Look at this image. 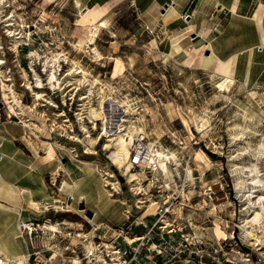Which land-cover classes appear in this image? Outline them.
<instances>
[{
    "label": "rangeland",
    "instance_id": "1",
    "mask_svg": "<svg viewBox=\"0 0 264 264\" xmlns=\"http://www.w3.org/2000/svg\"><path fill=\"white\" fill-rule=\"evenodd\" d=\"M95 1L79 0L77 6L75 0H7L0 5V177L15 187L25 185L23 188L30 189L34 180L31 173L35 174L39 166L42 182L49 185L50 193L44 197L43 204L46 207L53 204L55 208L58 205V211H50L51 216L81 223V226H71L70 239L44 235L43 239L34 241L33 250L39 253L38 257L31 255L30 263L38 260V264H72V258H78L81 264L119 263L133 255L132 251L128 253L127 242H131L139 250L136 256L141 264H250L248 258L254 260L264 255V241L256 246L243 236L241 221L253 207L245 200V188H239L236 183L250 175L234 166L257 162L260 177L264 179V157L253 158L252 149L264 141V68L261 66L264 57L252 65L248 79L243 77L247 61L241 58L230 84L226 80L230 74L221 76L213 71L212 65L205 66L201 62L211 50L203 44L204 37L190 33L194 25L189 24V15L197 2L191 7L190 0ZM202 8L208 14L207 19L199 23L202 28L236 23L224 15L219 20L215 7ZM101 19H106L108 26L105 24L97 31L93 46L102 57L94 56L93 50L79 51L78 42L86 40L93 22L100 23ZM166 53L169 56H164ZM64 55L78 60L107 83L102 110L109 121L97 143L94 139L101 132V121L97 119L96 128H92L85 114L89 109L94 113L98 96L90 93L88 100L82 98L88 95L86 85L70 90L72 83L63 97L57 88L46 87L44 60L52 56L63 59ZM68 67L69 62L63 59L58 71L63 72ZM34 70L45 84L42 89L34 87ZM213 80L226 83L228 90L220 91ZM3 81L9 88L8 99L2 97ZM32 88L44 92L52 103L48 99H34ZM250 91H254L253 95H248ZM114 99L120 102L130 99L134 113L127 114L122 105H115ZM81 106H85L83 114L89 137H84L86 133L80 128L76 114L83 109ZM17 112H23L26 123H30L27 132ZM244 113L246 117L242 116ZM206 114L209 121L198 131L193 119L199 120ZM121 117L131 120L141 117L143 120H136V124L144 122L148 137L156 138L159 145L174 150L177 155L178 164L171 162L168 175L160 171L154 173L150 162L133 167L139 173L144 172L140 179L141 191L147 190V195L160 205L156 214L144 218H139L141 210L135 208L138 201H145L144 196L134 194L127 175L108 158L109 151L102 149L110 130L120 128ZM76 136L88 140V145L97 153L84 152L85 147L76 142ZM148 137L140 139L145 146ZM61 163L65 171L53 178L52 171ZM187 167L192 172L191 181L185 175ZM107 173L113 174L109 179L119 183L113 198L124 200L123 204L110 201L105 207L104 196H96L101 194ZM62 178L78 183V193L85 197L81 199L77 192L72 198L61 193L65 201L54 203L60 194ZM166 182L170 188L165 186ZM183 184L182 198L179 191ZM207 186L212 188L210 196L204 193ZM205 196L214 203L213 207L205 201ZM34 204L38 208L39 203ZM154 207L150 210L154 211ZM62 208L69 210H59ZM79 208H86L87 213L77 210ZM126 208L132 214L128 221L124 215ZM84 216L94 217L93 226L98 229H93ZM100 221L113 227L127 225L129 234H102ZM214 222L219 223V228L214 227ZM53 228L55 226L47 230ZM77 228L86 233L84 239L92 238L97 246L98 241H107L118 252L114 256L106 255L105 261L97 260L103 250L98 246L101 250L94 248L95 255L89 258L80 239L73 237ZM201 231L204 233H199ZM259 235L264 237V231ZM19 240L22 243V239ZM69 242L74 244V252L60 246ZM45 246L53 249H45Z\"/></svg>",
    "mask_w": 264,
    "mask_h": 264
},
{
    "label": "bare ground",
    "instance_id": "2",
    "mask_svg": "<svg viewBox=\"0 0 264 264\" xmlns=\"http://www.w3.org/2000/svg\"><path fill=\"white\" fill-rule=\"evenodd\" d=\"M3 1H7V0H0V5H1V3ZM75 4L78 6L80 4L79 0H75ZM170 7L173 10H175L174 6H170ZM80 16H81L80 17L81 21H83V17H82L81 14H80ZM106 19H101L100 23H97V24H95L93 22L92 27L90 28V33H89L88 37L86 38V40L83 39V40H81V42H78V45H76V46H78L79 51H90V52H92V50H93L95 52L94 56L102 57L101 53L98 52V50H96V48L93 46V44H95L94 40H95V36L97 35V31L100 29V27L105 26V24L107 23ZM106 26H108V25L106 24ZM31 51H33V50H31ZM32 55H34V54H32ZM164 56H169V55L166 53V54H164ZM63 59L66 62H69V67L67 68V70L61 72V71H58V70H60V68H59L60 61H62ZM63 59H60L58 56H54V57L52 56V57H49V58L44 60V63H43V67L44 68H43V70L46 73V84H47L46 87L49 88V89L57 88L58 90L61 91L62 97H63L65 95V91L67 90V87L69 85H71L72 83H73V85L71 86L70 90L71 89H78L81 85H86L87 86L86 90H88L87 91L88 95L87 96H82V98L86 97V99H87V97H89L90 93L96 94L98 96L97 97V106L94 108L95 109L94 113L92 112V109L91 110L89 109V110H87V113L85 114L87 116V118H88V122H91L93 124L92 128H96L95 127L96 126L95 121L97 119L101 121L100 122L101 123V127H100L101 132L99 131L97 138L94 139V143H97L98 140H100L99 138L102 136V134L105 133V128H106V125H107V123L109 121V118H107V116H106L107 113L105 114L103 112V110H102V104H103V102L105 100V96H106L105 85L107 83L104 82L103 79H101L100 77L93 75L89 71V69H86L82 65V63H80L78 60H74L73 58L72 59H68L66 55H64ZM110 59H114V57H110ZM235 60H236V56L234 57V61H233L234 64H235ZM31 65H32V63H31ZM234 68H235V66H234ZM234 68H232V70H231L230 78L226 79V80H228V82L230 84L234 81V72H235ZM33 73H34V78H35L34 79L35 80L34 87L42 89L45 84L42 82V79L40 78L39 74L35 70L33 71ZM214 82H215L214 85L216 86V88L218 87V89L220 91L224 92L225 90H228V85H226V83L223 84V82H220L219 80H216ZM108 83H110V82H108ZM1 85H2V97L3 98H7V99L10 98L8 85L4 81L1 83ZM31 90H32V93L34 95V99H37V100L38 99H42V100L48 99V97H45V93L44 92H42L40 90L34 91L33 88ZM253 93H254V91H250V92H248V95H253ZM48 102H51V99H48ZM113 102H115V105L116 104H119L120 106L122 105L124 107V110L127 112V114L131 115V114L134 113V107H133L130 99L122 100V102H120L119 100L114 99ZM84 103H85V100L82 102V104L84 105ZM82 108L84 110L80 109L81 111L76 112V114H77V117H78V120H79L80 128L83 130V132L86 133L84 135V137H89L90 136V132H89L88 127L85 125V121H84L85 117H84V114H83L84 111H85V106H83ZM11 109H14V108L12 107ZM15 111H16V109H15ZM17 113L19 114V117L21 118L22 122H24L23 126L25 127V130L27 132V130L31 128L30 127V123H26L27 119L24 117L23 112H17ZM242 116L246 117V114L244 113V114H242ZM208 119H209V116L207 114H206L205 117L204 116L199 117V120H197L196 118L193 119L198 131L202 130V126L206 122L209 121ZM67 120H68V118H66V119L64 118V121H67ZM121 120L122 121L120 123L118 122L119 123V127H120L118 129V131L111 132V130H110V133L107 135L108 138L106 139V142L104 143L102 149H105V150L109 151V153H107L108 154V158L118 168L122 169V173L124 172V174L127 175V183L131 186V189L133 190L134 194H136V195H140L141 194V195L144 196L145 201L144 200H142L140 202L138 201L137 203L139 205L135 204V208L141 210V212L139 214V216H140L139 218L147 216V215H154V214L157 213L158 207L160 206L159 202L157 200L149 197V195H147L148 194L147 190H145V189L142 190L143 191V193H142V191L140 189L142 187L140 179H141V173L143 174L144 172L139 173V172L135 171L133 169V166L130 163V152H131L132 145L135 143L136 139L140 140V139H143L145 137H148V132L145 129L144 122L143 123L139 122L138 124H136V120L137 121H142L143 120L141 117L140 118L136 117L135 119H132V120L130 119V117L129 118L128 117L127 118L123 117ZM182 120H183L184 124H187V120L186 119L182 118ZM63 125H65V124H63ZM235 126H239L240 127L239 124H236ZM235 126H234V128H235ZM230 129H232V128H230ZM238 134L239 133L234 135V137L237 138ZM255 134H258V133L256 132ZM84 137L80 138V137L76 136L75 137L76 142H80L82 144V146L85 147L84 152L90 153V154H96L97 151H95L93 149V147H90L88 145V143H87L88 140H85ZM89 141L91 142L93 140H89ZM46 143L49 144L48 141H46ZM249 149L250 150H252V149L254 150L253 158H256V159L260 158L261 159L262 157H264V156H262V153H264V141H260L256 148H252V149L249 148ZM145 150H146V158L142 161V163L144 164V162L145 163H149L150 162L151 170H153L154 173L156 171H158V172L160 171V173L168 175V174H170L171 162H173V164H175V166L178 164L176 152L174 150H171V149H168V148L167 149L163 148L161 145L158 144V140L156 138L155 139H150L148 137V144H147V146H145ZM84 162H87V161H84ZM234 168H239L242 171V173H244V172L245 173L246 172L250 173V174H248V173L246 174V175H250L249 177H246V179L243 180V181L239 180L241 182L238 181L236 183V185L239 188H245V190L243 192V195L245 196V200H248L249 203L251 204V207H253L251 210H249L247 216L244 217L242 219V221H241V228H242V232L244 234L243 236L249 241V243L255 244L257 246V245L261 244L262 241H264V237L259 235L260 232L264 231V223H262V221H264V179H262L260 177V172H259V167L257 166V162H252L250 164H237V165L234 166ZM60 171H65V168L62 165V163L59 164L52 171L53 178H55V176L57 174H59ZM185 173H186L185 175L187 177V180L191 181L193 179L191 169H189L187 167ZM107 174H108L107 177L108 176H113V174H109V173H107ZM107 177L103 178V179H105V183L101 187L103 192L101 190V192H100L101 194L97 193L96 196L98 198H100L101 196L102 197L104 196V198H105L104 201H106L105 204H104L105 207L107 206V204L110 201H112V202L118 201L119 203L123 204L124 200L122 201L121 199L113 198L114 197L113 193L117 192L119 183H117V181L109 179V177L108 178ZM1 178L2 177H0V197H3L4 199L7 200V202H10L11 204L16 205V203L18 201H22V198L24 197L23 192H25L27 196L24 197V198L26 200L27 206L34 207V205L32 203V196H31L32 192H31L30 189L23 188L24 186L23 187H19V186L15 187L13 184H10V183H8L6 181H3ZM59 185H60V194L58 196H56V198L54 200V203L63 202L64 198H63V196H61L62 194H65V195L69 194L70 197L72 198L71 195H74V192H77V195H79V197L81 199L85 197V194H83V193L79 194L78 193L79 186H78V183H76V182L72 184V183H69L66 179L62 178L61 183ZM104 186L105 187L109 186V187L105 188ZM165 186L168 188L170 186L169 182H166ZM184 189H185V184H183V186L180 188V191H179L180 194H181L180 196L182 198L184 196V191H185ZM110 190H112V192ZM96 196H94V197H96ZM135 199H136V197H135ZM204 199H205V201H209L211 203L212 207L214 206V203H212V201H210V199L207 196H205ZM7 204H9V203H7ZM57 206H56V208H58ZM60 206H62V205H60ZM152 206H155L154 207L155 208L154 211L150 210V207H152ZM63 209L64 208H62V210ZM64 210H69V209L65 208ZM128 210L129 209L126 208V212H128ZM84 217L87 218V220H89L90 222L94 221V217L92 219H91V217H87V216H84ZM60 223L66 224V226L71 228V229L68 228V230L71 233H73V227H71V226H75V227L76 226H81V223L79 221L78 222H73V221H71L69 219L64 218V219H62L61 222H58V223H56V222H51V223L47 222V223L44 224V226H45L44 228L47 230V228L50 229L51 227L55 226V228H53L51 230L57 231L58 228L56 229V226H59ZM190 225H194V224L191 223ZM214 227L215 228H219V223L218 222H214ZM60 229L61 228H59L58 231ZM75 231H76L75 232L76 234L73 237L76 238V239L77 238L80 239V243L82 242L81 243L82 247L85 248L86 251H87V253L85 252V255L87 256V254H88L89 258H90L89 255H93V253H94L93 249L94 248H96L97 251L100 249V248L97 249L98 246L103 247V250L100 249L101 250L100 251L101 254L98 255L99 258L97 257L98 258L97 260H100L102 258L101 260L105 261L104 259H105L106 255L114 256L115 253L118 252L117 249H113L114 246H112V244L107 242V241H103V240L102 241H98L97 244L98 243L99 244L97 246L94 243V241L92 240V238L88 239V237H86V239H84V237L87 236L84 231H82L80 229H78V230L75 229ZM199 233H204V232L201 231ZM91 237H94V236H91ZM129 241H132V239H129ZM261 247H262V245H261ZM58 254H61V252H58ZM0 255H1L0 256V264H7L6 263V258L9 259L10 255H8L6 250H4L2 247H0ZM94 255H95V253H94ZM111 259H116V258L112 257ZM80 261L81 260H79L78 258H74V259L72 258V260H71L72 264H76V263L80 264ZM23 263H24V256L23 255H15L14 256V264H23Z\"/></svg>",
    "mask_w": 264,
    "mask_h": 264
},
{
    "label": "crops",
    "instance_id": "3",
    "mask_svg": "<svg viewBox=\"0 0 264 264\" xmlns=\"http://www.w3.org/2000/svg\"><path fill=\"white\" fill-rule=\"evenodd\" d=\"M95 2L98 1L96 0ZM196 2V8L189 15L191 21L189 24L194 25V31L190 33L204 37L203 44H207L211 50L209 54H206L202 58V64L205 66L212 65L214 72L221 76H228L231 74L234 66L236 71L238 62L243 58L247 61V66L243 69V77L246 79L250 78V68H253L252 65L256 60L264 57V3H262L264 0H190V6L193 7V4L195 5ZM254 4H256V7H254ZM203 6L215 7L217 9L215 16L220 15L218 17L219 20L224 15L229 20H235L236 23L200 27L199 23L201 20L208 17V14L203 12ZM223 47H227L228 49H223ZM235 56L236 60L234 64ZM220 58L228 59L221 60ZM256 63H259V61H256ZM261 66L264 68V64H261ZM1 144L2 141L0 140V146ZM41 170L42 168L36 166L35 174L31 173V177L34 180L30 183L29 188L32 192L31 196L34 198H32L34 207L24 206L26 200L23 199L16 207V205L0 197V247L6 250L8 255H20L27 250V242L22 237L17 236L16 223L19 212L24 216L33 215L39 218L49 216L55 218L51 216L50 211L52 210L41 211L34 209L37 208V205L34 203H39L38 207H40L43 204L44 197L50 195L49 185L42 182ZM8 183L12 184L11 182ZM82 209L79 208L78 210L82 211ZM100 223L105 224L106 222L100 221ZM19 239H22V243Z\"/></svg>",
    "mask_w": 264,
    "mask_h": 264
},
{
    "label": "built area",
    "instance_id": "4",
    "mask_svg": "<svg viewBox=\"0 0 264 264\" xmlns=\"http://www.w3.org/2000/svg\"><path fill=\"white\" fill-rule=\"evenodd\" d=\"M140 140H137V142L134 143L133 147L131 148V152H130V163L131 165L134 167L136 166H140L142 163V161L146 158V150H145V144L139 143ZM211 186H207V188L204 189V193L208 196H210L211 194ZM150 195L152 196V193H150ZM150 197V196H149ZM152 198V197H151ZM35 210H41V211H49V210H54L57 211L58 209L53 207L51 204H49L48 207H46L44 204H42L40 207L38 208H34ZM62 210V209H59ZM64 210V209H63ZM82 212L84 214L87 213L86 208L82 209ZM125 218L128 221L131 211L128 210V212H126ZM144 218V217H142ZM88 223H90V226L93 227V229H98V228H94L93 226V222H90L89 220L85 219ZM62 220L56 219V218H52V217H44V218H39L37 216H33V215H27L24 216L22 215L20 212L18 213V219H17V230H18V234L17 236L22 237L25 242H27V250L25 253L20 254L24 256V263L23 264H38L37 261H35L34 263H30V257L32 254L36 255L39 253V251H35L34 249V241L39 239H43L44 235H46L49 238H53V239H57L58 237H63V238H68L70 239L71 236V232L68 230V226H66V224H62L60 223L59 226L61 227L62 231H54V230H46L44 227V224L47 222H61ZM102 234L104 233H108L109 234H113L116 233L118 235H122L123 233L129 234V227L126 225H122V226H111L108 223L102 224V226H100ZM71 229V228H69ZM96 231V230H94ZM101 235V234H100ZM95 237H100L99 235H94ZM27 240H26V239ZM131 242H127L128 244V253L131 254V251L133 252V255L131 257H129L128 260L125 259V257L123 258V260L119 263L117 262H113L112 264H141L140 261L138 260L136 254L139 253V250L137 248V246H133L132 244H130ZM54 245V243H53ZM71 242H69V244H65L64 246L60 245L61 248L65 249V250H70L71 252H74V248L72 247ZM132 245V246H131ZM58 245L56 244L55 247H57ZM45 249H53L52 246H45ZM55 251V250H54ZM1 256V255H0ZM3 257V256H2ZM38 257V256H37ZM252 257V256H250ZM248 260L250 261V264H264V255L262 256H256V258L254 260H252L251 258H248ZM6 263L7 264H14V256L9 257V259L6 258ZM45 263V260H44ZM77 264V263H76ZM81 264V263H80ZM96 264H99V262H97Z\"/></svg>",
    "mask_w": 264,
    "mask_h": 264
},
{
    "label": "water",
    "instance_id": "5",
    "mask_svg": "<svg viewBox=\"0 0 264 264\" xmlns=\"http://www.w3.org/2000/svg\"><path fill=\"white\" fill-rule=\"evenodd\" d=\"M88 214L91 215L90 211L88 210Z\"/></svg>",
    "mask_w": 264,
    "mask_h": 264
}]
</instances>
